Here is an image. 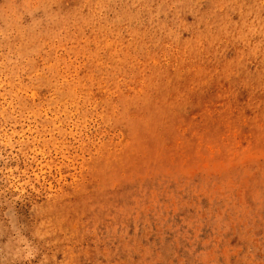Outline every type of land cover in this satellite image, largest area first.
I'll return each mask as SVG.
<instances>
[{
  "label": "rangeland",
  "instance_id": "obj_1",
  "mask_svg": "<svg viewBox=\"0 0 264 264\" xmlns=\"http://www.w3.org/2000/svg\"><path fill=\"white\" fill-rule=\"evenodd\" d=\"M0 264H264V0H0Z\"/></svg>",
  "mask_w": 264,
  "mask_h": 264
}]
</instances>
